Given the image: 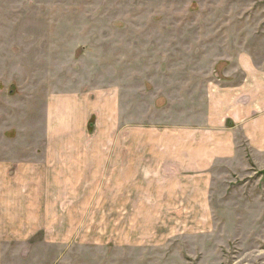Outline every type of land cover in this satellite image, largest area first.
Segmentation results:
<instances>
[{
	"label": "rangeland",
	"instance_id": "rangeland-1",
	"mask_svg": "<svg viewBox=\"0 0 264 264\" xmlns=\"http://www.w3.org/2000/svg\"><path fill=\"white\" fill-rule=\"evenodd\" d=\"M249 68L264 93V0H0L2 264H264V138L247 129L263 101L243 98L249 121L208 120L210 92ZM179 130L244 146L210 163L203 216L172 161L169 207L130 186L122 210L114 180L74 176L115 169L118 138L173 145Z\"/></svg>",
	"mask_w": 264,
	"mask_h": 264
},
{
	"label": "crops",
	"instance_id": "crops-1",
	"mask_svg": "<svg viewBox=\"0 0 264 264\" xmlns=\"http://www.w3.org/2000/svg\"><path fill=\"white\" fill-rule=\"evenodd\" d=\"M258 76H255L252 71L248 70L247 74L244 75L245 80H247L248 85L244 82L242 87H238L237 89H227V91L223 94V96L218 97L219 89L216 91L210 92L211 97V105L210 97L208 90H206V96L200 100V108L206 107L209 105V114L208 120H212L213 117H217L218 120L224 121L226 116L231 118H238L239 120L249 121L251 120V116L255 111H253L250 107L252 104H248L246 107H243L242 100L245 97L244 101L246 103L250 102V96H254L256 98L255 102L258 104L263 101L264 106V93H262V89L257 87L256 84L252 86V78L257 79ZM260 85V84H258ZM252 88H251V87ZM217 106H215V103ZM264 112V107L258 108ZM217 113V115H215ZM220 115V117L218 116ZM207 120V121H208ZM215 120V119H214ZM257 124L251 125L248 124L247 129H251L250 134H257L256 136L259 139L264 138V116L256 119ZM222 123V122H221ZM245 124V126H246ZM223 125V124H222ZM230 127H232L231 121L229 122ZM211 126V124H210ZM213 126V125H212ZM210 128V127H207ZM170 132H167V134ZM187 131L179 130L177 131V141L176 144L165 143L157 141L153 144H148L144 147H136L134 145L124 146L120 141L122 138H118L116 140L117 144L114 147L116 149V160H115V169L111 167L108 169L103 168L99 173L96 172H88L84 170H80L74 174L75 178L81 180L82 176H87L88 174L96 176L93 182L96 185H110L111 183L108 181V178L114 180L115 189H116V208L123 210V202L125 201V195L129 194L128 188L132 187V192L135 189L141 191V200L147 202H151L150 191L161 190L167 194V197L163 199L165 206H170L172 204V189L177 186L176 179L167 180L163 186L160 185L161 181L166 178V176H170V172L168 174L167 170H169V166L172 161L174 165L177 166L178 176L182 175V172L187 173V169H189L192 174L182 175L183 183H190L194 185L195 191V212L192 210L194 206H192V202L187 200V208H189L191 212L189 215L194 213V216L201 214V216L205 215L203 212V200H201L203 196V191L207 193L208 189L211 187V173H212V165L216 160L231 158L239 148H243V145L233 144L232 140L224 137V135H216L214 132L211 134H207L205 130L197 131L196 133L188 134ZM166 134V136H167ZM132 135V134H131ZM116 136H123L122 134H118ZM187 137V138H186ZM191 138V140H189ZM235 138V134H234ZM173 140V139H172ZM235 143V141H234ZM171 145V146H168ZM261 148V151L264 152V140L258 141L256 144ZM247 147L251 149V146L248 144ZM138 152L139 155L136 156H128L129 152L134 153L133 149ZM131 149V150H130ZM139 149V150H137ZM144 149H147L145 151ZM141 152H147L146 155H141ZM86 167V165H85ZM212 167V168H211ZM114 170V171H112ZM153 175V176H152ZM152 177L153 182L149 179ZM170 178V177H169ZM137 179L141 180V183L137 182ZM180 180V178L178 179ZM163 183V181H162ZM162 188V189H161ZM144 191V192H143ZM175 195H181L183 192L181 189L177 190ZM200 197V198H199ZM102 198V196H101ZM179 198V197H178ZM176 204V202L174 203ZM177 205V204H176ZM175 207V206H172ZM192 207V208H191ZM142 210L144 213H139L144 216L147 215L145 210L150 208L142 206ZM154 208L151 210L153 212ZM200 211V212H199ZM157 214L156 211L153 212ZM208 213V212H206ZM135 214V213H133ZM152 214V213H151ZM123 215V214H122ZM6 227V226H5ZM5 263V261L0 260V264Z\"/></svg>",
	"mask_w": 264,
	"mask_h": 264
}]
</instances>
